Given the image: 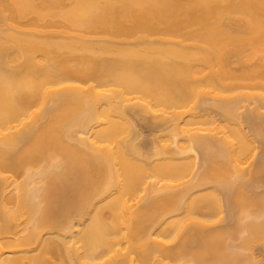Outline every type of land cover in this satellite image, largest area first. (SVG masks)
<instances>
[{
    "label": "bare ground",
    "instance_id": "1",
    "mask_svg": "<svg viewBox=\"0 0 264 264\" xmlns=\"http://www.w3.org/2000/svg\"><path fill=\"white\" fill-rule=\"evenodd\" d=\"M0 264H264V0H0Z\"/></svg>",
    "mask_w": 264,
    "mask_h": 264
}]
</instances>
